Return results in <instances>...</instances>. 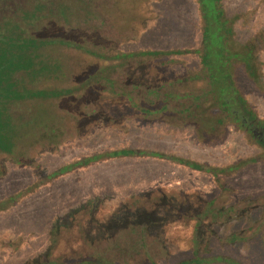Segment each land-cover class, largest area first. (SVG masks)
I'll list each match as a JSON object with an SVG mask.
<instances>
[{
  "label": "rangeland",
  "instance_id": "obj_1",
  "mask_svg": "<svg viewBox=\"0 0 264 264\" xmlns=\"http://www.w3.org/2000/svg\"><path fill=\"white\" fill-rule=\"evenodd\" d=\"M52 1L78 11L70 23L47 16L38 23L42 32L103 56L84 48L49 47L61 70L30 84L89 83L71 95L16 107L27 114L48 108L58 131L20 147L21 162L0 154V201L38 185L0 210V264L72 263L101 255L117 264H152L150 256L158 264H180L196 251L264 264L262 149L237 123H215L222 114L212 102H194L207 87L199 55H140L123 63L106 58L201 47L197 0ZM222 2L233 19L235 44L256 41V77L242 62L235 76L264 120V0ZM13 10L1 7L0 17H12ZM30 32L37 33L36 27ZM122 148L159 151L217 168L250 157L258 161L216 175L172 158L125 156L47 179L62 165Z\"/></svg>",
  "mask_w": 264,
  "mask_h": 264
},
{
  "label": "trees",
  "instance_id": "obj_2",
  "mask_svg": "<svg viewBox=\"0 0 264 264\" xmlns=\"http://www.w3.org/2000/svg\"><path fill=\"white\" fill-rule=\"evenodd\" d=\"M48 2L52 4V7L48 6ZM197 2L203 21L201 47L196 50L187 49V51L185 49L143 50L115 54L109 57L106 56V58L116 59L123 63L140 55L159 56L185 52L197 53L201 61L200 74L207 82V87L201 94L193 97L194 102L200 103L201 100L212 102L222 114L216 118L215 123L221 124L226 120L237 123L250 134L253 141L262 149L264 156V120L258 116L242 94L235 76L236 65L242 62L248 74L252 78L256 77V41L252 39L241 47L235 44L233 19L227 16L222 0H197ZM4 6L13 7L14 10L12 17L6 15L0 17V154H6L17 162H21L22 160L18 159L16 155L20 147L23 148V145L30 144L33 139L37 140L40 134H56L58 127L48 108L40 107L38 110L27 114L17 113V105L28 101H41L71 95L89 83L87 80L86 83L78 86L43 88L30 84V82L33 83L38 79L49 77L62 68V63L52 58L51 52L47 49L65 45L76 49L84 48L97 57H102L103 54L101 55L96 52L97 50L82 46L72 39L45 34L40 29L41 26L38 25L49 15L64 18L66 23H70L78 9L74 10L73 7L61 3L57 4L52 0H29L28 3L22 0H0V8ZM86 16L89 15L86 14ZM33 27H36L37 33L30 32ZM164 95L168 96L167 93ZM189 109V107H185V110ZM251 124H253L252 128L249 127ZM125 156L172 158L173 161L189 165L200 171H210L216 175L236 171L244 165L258 161L257 157H250L238 163L217 168L159 151L122 148L62 165L49 174L47 179L59 177L100 160ZM37 186V184L33 185L25 191H20L0 201V210H6L19 201L24 194L33 191ZM149 259L152 264H158L151 256ZM215 260L224 261L227 264H245L237 259L225 256L205 257L197 251L194 253V257L185 259L180 264L209 263ZM35 264L117 263L111 258L101 255L93 259H83L72 263L46 259L35 262Z\"/></svg>",
  "mask_w": 264,
  "mask_h": 264
},
{
  "label": "flooded vegetation",
  "instance_id": "obj_3",
  "mask_svg": "<svg viewBox=\"0 0 264 264\" xmlns=\"http://www.w3.org/2000/svg\"><path fill=\"white\" fill-rule=\"evenodd\" d=\"M249 127H251V128H252V127H253V124H251ZM112 260H113V259H112ZM113 261H114V260H113ZM115 262H116V261H115Z\"/></svg>",
  "mask_w": 264,
  "mask_h": 264
}]
</instances>
